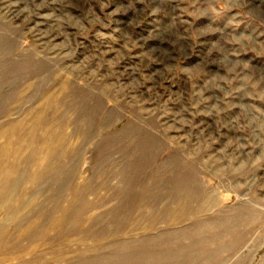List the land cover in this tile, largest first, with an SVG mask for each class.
<instances>
[{
    "label": "rangeland",
    "instance_id": "rangeland-1",
    "mask_svg": "<svg viewBox=\"0 0 264 264\" xmlns=\"http://www.w3.org/2000/svg\"><path fill=\"white\" fill-rule=\"evenodd\" d=\"M13 127L0 264H264V0H0Z\"/></svg>",
    "mask_w": 264,
    "mask_h": 264
},
{
    "label": "bare ground",
    "instance_id": "bare-ground-1",
    "mask_svg": "<svg viewBox=\"0 0 264 264\" xmlns=\"http://www.w3.org/2000/svg\"><path fill=\"white\" fill-rule=\"evenodd\" d=\"M13 8V6H11V5H7V4H5V9H7L8 10V12L9 13H11V14H13L14 15V13H15V10H13L12 9ZM12 15V16H13ZM19 17V16H18ZM57 80V79H56ZM33 85V84H32ZM63 87H62V91L65 93V91H67V90H69L68 88H69V82H66V83H64L63 85H62ZM27 88V87H26ZM53 99V98H52ZM51 99V100H52ZM51 100H48L47 99V101L45 102V104H44V111H45V109L47 110H49V108H53V107H51L52 106V101ZM54 100V99H53ZM54 103V102H53ZM54 105V104H53ZM42 107V106H41ZM43 109H42V111L41 112H39V114L38 115H36V116H34V119H33V126H34V131H36V128L39 126V125H41V124H43V118H44V112H43ZM48 110L46 111V112H48ZM46 114V113H45ZM15 127V126H14ZM10 128V130L8 131V132H5L4 131V133H1L0 134V137L1 138H3V139H5V141H6V144H5V147H4V149H3V154L5 155V156H7V155H10V154H14L13 152H12V148H13V143L15 142V140H14V137H15V128ZM8 129V128H7ZM46 136H47V145H46V147H44L42 150H41V153L43 152L44 154H45V157L49 160V159H51L52 157H54V154L59 150V147L63 144V142H64V137H63V135H61V136H59L58 137V139H56L57 137H56V135H55V132H54V129H48V131L46 132ZM32 137H34V135H35V132H33L32 131ZM31 138V137H30ZM34 139V138H33ZM18 143V142H17ZM24 144V143H23ZM20 145V144H19ZM18 147V146H17ZM19 149V148H18ZM61 149V148H60ZM21 151V150H20ZM16 153H15V155L18 153V151H15ZM152 153V152H151ZM19 155V154H18ZM153 156V155H152ZM151 156V157H152ZM44 157V158H45ZM45 158V159H46ZM150 158V157H149ZM153 158V157H152ZM4 159V158H3ZM9 159V158H8ZM17 159V158H16ZM7 166V165H6ZM6 170V169H5ZM13 167H7V170H6V172H4V173H6L5 174V176H11V174L13 173ZM7 177H5V179H6ZM7 180V179H6ZM4 185H6L5 183H2V186H4ZM1 186V187H2ZM0 194H1V191H0Z\"/></svg>",
    "mask_w": 264,
    "mask_h": 264
}]
</instances>
